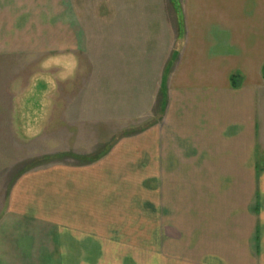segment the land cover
Wrapping results in <instances>:
<instances>
[{
  "label": "crops",
  "instance_id": "0c3cea01",
  "mask_svg": "<svg viewBox=\"0 0 264 264\" xmlns=\"http://www.w3.org/2000/svg\"><path fill=\"white\" fill-rule=\"evenodd\" d=\"M86 1L0 0V264H264V0Z\"/></svg>",
  "mask_w": 264,
  "mask_h": 264
},
{
  "label": "rangeland",
  "instance_id": "374dc122",
  "mask_svg": "<svg viewBox=\"0 0 264 264\" xmlns=\"http://www.w3.org/2000/svg\"><path fill=\"white\" fill-rule=\"evenodd\" d=\"M86 4L88 5L87 6V10H92L93 8H91V7H94V5H96V7L95 8H99V6H102V7H100V8H102L103 10L106 8L107 9V6H103V0H87L86 1ZM100 4V5H99ZM91 8V9H90ZM95 129V130H94ZM98 130H101V129H98ZM97 132V129L95 128V127H87V134L88 135H90V134H92V136L91 137H95V133ZM94 133V134H93ZM98 136H101V134L100 135H98ZM89 136H87V147L89 148L88 150H92L93 149V147H95V141L96 140H94V139H92V138H88ZM96 137H97V135H96ZM98 139V138H97ZM90 143H93V145H90ZM11 147H10V149L8 150V151H6V157H8L9 159H6V160H3L2 162V166H0V167H2V168H0V178L2 177V175H3V173L5 172V173H8V172H10V173H14L15 172V169L16 168H18V166H20L21 165V163L22 164H24L25 162H27V159H19L18 157H19V153L17 154V152L14 150V148L15 149H19V147L21 148L22 146L21 145H18V144H14V145H10ZM97 147H100V145H98ZM87 150V151H88ZM94 151H96V149L94 150ZM59 152H60V150H59ZM94 154V153H93ZM25 155L23 154V156L22 157H24ZM11 157V158H10ZM12 158H13V160H12ZM71 158V157H70ZM9 160H11V161H9ZM5 162V163H4ZM0 163H1V161H0ZM33 159H31L28 163H27V165H25V166H29V167H33Z\"/></svg>",
  "mask_w": 264,
  "mask_h": 264
}]
</instances>
